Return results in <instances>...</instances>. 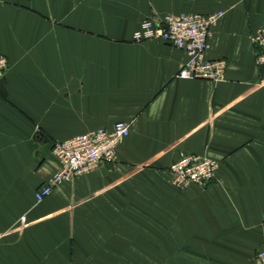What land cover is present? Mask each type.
Segmentation results:
<instances>
[{
    "label": "crops",
    "instance_id": "obj_1",
    "mask_svg": "<svg viewBox=\"0 0 264 264\" xmlns=\"http://www.w3.org/2000/svg\"><path fill=\"white\" fill-rule=\"evenodd\" d=\"M223 16L206 58L220 82L180 79L184 52L132 35L165 15ZM264 0H0V264H257L264 248ZM116 159L35 193L54 145L116 122ZM218 163L176 190L180 155Z\"/></svg>",
    "mask_w": 264,
    "mask_h": 264
},
{
    "label": "built area",
    "instance_id": "obj_2",
    "mask_svg": "<svg viewBox=\"0 0 264 264\" xmlns=\"http://www.w3.org/2000/svg\"><path fill=\"white\" fill-rule=\"evenodd\" d=\"M223 16V12L211 14L165 15L159 20L147 19L140 23L132 35L134 42L154 40L182 51L187 60L177 73L180 79L220 82L225 79L226 62L223 59H207L208 39L211 28ZM257 49L256 62L264 63V31L253 37ZM9 69L8 59L0 55V78ZM130 126L126 122H116L111 129H97L72 137L54 145L59 170L35 193L37 203L42 202L63 183L88 174L101 163H111L116 159V149L129 135ZM218 163L214 159L199 155H180L168 171L172 186L179 191L195 184L206 186L214 179ZM257 264H264V248L255 255Z\"/></svg>",
    "mask_w": 264,
    "mask_h": 264
}]
</instances>
